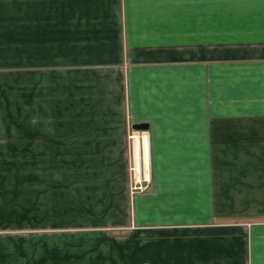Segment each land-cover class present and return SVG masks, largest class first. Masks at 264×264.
<instances>
[{"label": "crops", "instance_id": "1", "mask_svg": "<svg viewBox=\"0 0 264 264\" xmlns=\"http://www.w3.org/2000/svg\"><path fill=\"white\" fill-rule=\"evenodd\" d=\"M0 264H264V0H0Z\"/></svg>", "mask_w": 264, "mask_h": 264}, {"label": "rangeland", "instance_id": "2", "mask_svg": "<svg viewBox=\"0 0 264 264\" xmlns=\"http://www.w3.org/2000/svg\"><path fill=\"white\" fill-rule=\"evenodd\" d=\"M137 132L136 131H132L131 132V136L130 137V140H131V143L134 144V136H137ZM142 135V131L140 132V134L138 135L139 136V139ZM142 145V144H141ZM134 145H132L133 147ZM131 147V149H132ZM142 149V148H141ZM146 150V149H145ZM144 150V152H141V155H140V160H136V157L134 155V152L133 150L130 151V154H131V159H130V166H129V172H130V175H131V182L132 183V190L133 191H140V188L144 189L145 186H146V183L149 181L147 180V177H146V173H145V169H144V166L142 165V160L143 159V154H145L146 158H147V155L148 154L146 151ZM149 158V157H148ZM139 166V171H138V174H137V167Z\"/></svg>", "mask_w": 264, "mask_h": 264}, {"label": "bare ground", "instance_id": "3", "mask_svg": "<svg viewBox=\"0 0 264 264\" xmlns=\"http://www.w3.org/2000/svg\"><path fill=\"white\" fill-rule=\"evenodd\" d=\"M145 136H146L145 133L141 135L140 139H139L138 135L134 136V140H135V157H136L137 161L140 160L141 152H144V150H145V148H144V138H145ZM141 160H142V165L144 166V169H145L146 177L148 179L149 178V172H150V170H149L150 165H149L148 156L146 158L145 154H143V159H141ZM138 171H139V166L137 167V174H138Z\"/></svg>", "mask_w": 264, "mask_h": 264}, {"label": "water", "instance_id": "4", "mask_svg": "<svg viewBox=\"0 0 264 264\" xmlns=\"http://www.w3.org/2000/svg\"><path fill=\"white\" fill-rule=\"evenodd\" d=\"M132 128L135 131H147L149 129V123L147 122H134Z\"/></svg>", "mask_w": 264, "mask_h": 264}, {"label": "built area", "instance_id": "5", "mask_svg": "<svg viewBox=\"0 0 264 264\" xmlns=\"http://www.w3.org/2000/svg\"><path fill=\"white\" fill-rule=\"evenodd\" d=\"M130 137H132V136H130ZM140 190H143V188L142 189L140 188Z\"/></svg>", "mask_w": 264, "mask_h": 264}]
</instances>
